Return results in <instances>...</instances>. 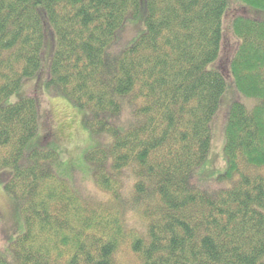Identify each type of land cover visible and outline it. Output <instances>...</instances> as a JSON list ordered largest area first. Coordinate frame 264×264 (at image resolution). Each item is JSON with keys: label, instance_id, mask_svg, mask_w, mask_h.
Here are the masks:
<instances>
[{"label": "trees", "instance_id": "1", "mask_svg": "<svg viewBox=\"0 0 264 264\" xmlns=\"http://www.w3.org/2000/svg\"><path fill=\"white\" fill-rule=\"evenodd\" d=\"M236 1L262 20H232L227 0H0V174L23 224L0 264H264V0ZM129 24L139 33L124 44ZM231 33L239 44L228 68L207 70L233 52ZM53 39L45 88L86 112L88 131L107 140L85 155L107 196L91 198L96 205L56 174L55 151L24 156L38 132L35 100L4 105L38 75ZM229 72L235 90L259 103L226 111L225 170L214 183L231 186L210 193L194 177ZM124 212L141 219L142 232Z\"/></svg>", "mask_w": 264, "mask_h": 264}, {"label": "rangeland", "instance_id": "2", "mask_svg": "<svg viewBox=\"0 0 264 264\" xmlns=\"http://www.w3.org/2000/svg\"><path fill=\"white\" fill-rule=\"evenodd\" d=\"M227 3L228 8L231 5L234 7L232 20L236 17H245L258 21L262 20L257 16V13L260 12L247 8L236 0H227ZM38 10L39 12L41 11L42 22L44 23L43 33L44 35L45 33L49 34L51 28L47 23L44 12L41 8H38ZM232 20L229 19L228 22L229 30L231 29ZM130 28L131 24L126 25L122 32V35L126 36L124 44L131 43L139 33H131ZM227 28L225 14L223 18V38L224 33L227 32ZM231 38L234 42L231 55L221 61V53L219 60L209 65L207 70L218 69L224 72L228 68L230 60L239 44V41L232 33ZM45 45L42 48L41 66L38 75H36L37 77L35 76L32 79L25 80L19 90L4 102V105L13 104L25 97H31L35 100L38 113V132L36 137L25 147L24 156L34 148L55 151L58 155V160L54 164L56 174L65 179L83 201L90 205H96L97 203L91 200V198L97 201H105L107 196L98 192L95 188L92 180V170L85 161V155L92 149L105 144L107 140L104 136L95 137L88 131L86 128V119L88 118L86 112L77 109L68 99L58 96L55 89L47 90L45 88V83L50 77V64L55 47V40L53 39V45L48 51H46ZM226 79L227 86L220 105L222 112L218 114L217 118L215 117L211 124L212 136L209 155L202 167L195 172L194 177L195 186L202 189L206 188L210 193H216L221 188H229L231 186L230 182L219 183V185L214 183L215 178L225 170L222 150L227 118L226 111L227 113L229 112L230 105L233 102L243 104L249 112L259 103L258 100L248 99L235 90L230 72ZM40 94L42 95L38 99ZM42 112L44 113L43 125ZM44 122L49 124V132L43 128ZM4 173L2 172L0 174V257H8L10 255L9 244L23 232L18 204L3 189L6 180ZM6 173L9 174V172ZM123 215V221L128 228L143 231V224L140 218L131 212H124ZM126 256H128L126 253L123 254L122 260L126 262L131 261V258L129 256L126 258Z\"/></svg>", "mask_w": 264, "mask_h": 264}]
</instances>
